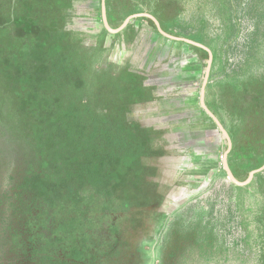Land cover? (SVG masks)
<instances>
[{
    "label": "trees",
    "instance_id": "trees-1",
    "mask_svg": "<svg viewBox=\"0 0 264 264\" xmlns=\"http://www.w3.org/2000/svg\"><path fill=\"white\" fill-rule=\"evenodd\" d=\"M181 2L185 7L175 23L185 35L202 30L204 44L213 51L205 101L232 138L228 164L235 177L243 181L264 164V7L259 6H264V0H258L259 5L254 3L253 9L260 10L255 18L249 10L252 4L246 0ZM106 8L109 23L115 26L112 0H106ZM142 11L125 8L120 11V21ZM19 14L24 20L27 17L25 10ZM244 19L252 24L245 27ZM24 24L20 29L31 38L21 43L28 45L26 51L33 55L25 59V68L20 70L13 62L12 45L16 41H0V123H9L12 134L38 154L36 164L40 170L18 181L20 188H13L14 194H8L7 201L0 195V264H57L59 258L66 259L62 262L65 264L106 262L110 259L107 252L102 256L101 249L105 240L91 235L96 228L94 215L117 210L104 206L98 212L92 211L87 196H83V205L90 209L82 212L84 206L79 207L73 197L80 188L82 194H89L92 188L97 195L110 197L105 182L110 163L115 158L125 162L131 149L139 156L143 153L142 140L134 130L130 136L131 128L124 127L119 118L111 126L105 114L78 105V98L85 93L79 88L78 72L88 74L91 68L80 57L85 46L70 42L69 48L63 49L52 36L58 37L61 32H45L39 27L34 33ZM209 25L214 27L213 32ZM10 27L8 35L14 36L15 29ZM41 40L47 44L42 45L44 48ZM50 46L55 49L51 51ZM190 47L208 55L202 48ZM230 58H237V62L229 63ZM36 68L35 76L28 72ZM46 179L53 182L50 187ZM253 182L261 190L264 172L257 174ZM249 186L229 182L219 202L210 205L209 216L176 222L166 240L165 263L264 264V246L254 239L253 222L249 220L257 208L245 209L243 202ZM27 193H46V198L52 200L47 212L41 213L43 206L32 215V206L25 200ZM13 195L20 197L14 204ZM58 208H65L66 213H50ZM258 208L261 210L260 204ZM260 215L263 217L262 212ZM106 254L107 259H102Z\"/></svg>",
    "mask_w": 264,
    "mask_h": 264
},
{
    "label": "rangeland",
    "instance_id": "rangeland-1",
    "mask_svg": "<svg viewBox=\"0 0 264 264\" xmlns=\"http://www.w3.org/2000/svg\"><path fill=\"white\" fill-rule=\"evenodd\" d=\"M246 2L252 4V9H249L251 17H257L260 10L253 9V6L259 5L258 0L257 3L255 0H246ZM112 4L115 19V26H111L112 28L120 27L128 16L137 14H130L120 21L121 10L140 8L143 11L139 13L153 15L166 33L204 44L205 36L201 33L202 30L185 35L175 23L185 7L181 0H112ZM259 6L262 9L264 7L262 4ZM21 10L26 11L25 20L20 18ZM23 23L27 31L34 33H37L34 29L39 27L45 32H47L45 29L54 33L61 32L62 35L58 37L52 36L63 49L69 48L70 42L75 44L74 40L85 46L86 51L80 53V57L91 68L88 74L78 72L79 88L85 92L78 98V105L89 107L95 114H105L107 124L111 126L119 118L124 127L131 128L130 136L134 130V135L142 140L143 153L139 156L131 149L128 150L130 156L125 162L115 158L110 163L105 181L110 190V197L97 195L88 186L89 194H82L83 189L80 188L73 197L79 207L84 206L82 212L90 208L98 212L104 206L117 210V212L94 215L96 228L91 235L102 236L100 240L102 238L105 240L102 247L104 250H101L102 256L107 252L110 259L97 264H166V240L174 224L182 219L189 218L192 221L198 217L209 216L210 205L219 202L222 190L231 182L223 166V156L228 143L200 106V89L209 56L185 42L162 36L155 22L145 16L132 19L117 34L110 33L103 24L101 0H13L11 2L0 0V41L8 38H12L10 41H16L12 45L15 50L13 62L18 64L20 70L26 67L23 66L25 59L32 55V52L26 51L29 49L28 45L21 43L25 38H31V35H23L28 34L20 29L24 27ZM250 23L252 24L249 19L243 20L245 27H249ZM9 24L12 26L10 27ZM212 25L207 26L210 32H213ZM9 27L15 29L14 36L8 35ZM74 35L77 37L74 38ZM141 35L147 38L144 45V51L148 53L147 57L142 56L140 61L130 60V53L120 52L117 44L121 43L122 46H127L126 49H131L132 42ZM41 41L42 48H44L42 45L47 46L46 42ZM50 47H52L51 51L55 49V46ZM90 54H92L90 57H86ZM153 57L156 63H152ZM168 57L171 59L168 60ZM181 59L183 62H180ZM157 60L165 64L157 66L155 65L158 64ZM129 62L142 66L145 73H148L144 78L151 80L142 81L143 77H131L124 72L122 68ZM235 62L237 58H230L229 63ZM33 69L28 72L35 76L34 73L39 68L34 71ZM196 72H198L197 90L193 103L187 100L183 102L172 100L175 92L178 91L179 95L188 92ZM150 84L155 95L164 98L161 104L158 103L165 108L164 112L148 113L145 109L137 108L144 102L143 86L146 88V85ZM176 103L179 112L176 110ZM148 118H153L155 125L162 129L158 135H154L152 129L140 124ZM2 122L0 123V183L2 182L3 187L0 188L2 189L0 195L3 196V201H7L10 198L8 194H14L13 188H20L18 181L24 176H33L40 167L36 164L38 154L33 153L30 146L19 141L18 137L12 134L13 127L9 126V123ZM11 178L14 180L11 181ZM46 181L49 182L47 179ZM252 182L243 197V202L245 209L257 208L249 216V220L253 222L254 239L264 246V186L260 190V187ZM52 183L49 182V187ZM18 193H21V190H18ZM83 196H87L86 200L90 208L83 205L86 203L85 197L82 199ZM19 198V196H11L12 203H17ZM25 198L32 206L30 208L32 215L37 214L36 209L43 206L44 210L41 209V213H46V209L52 203L51 198H46V193L43 195L27 193ZM48 200L50 201L46 205ZM259 200L261 210L258 208ZM261 212L263 217L260 215ZM50 213L62 216L66 213V209H52ZM260 219L263 222H260ZM93 252H96L97 256L101 255L94 249ZM63 260L66 259L59 258L57 264H65L62 263L65 262Z\"/></svg>",
    "mask_w": 264,
    "mask_h": 264
},
{
    "label": "water",
    "instance_id": "water-1",
    "mask_svg": "<svg viewBox=\"0 0 264 264\" xmlns=\"http://www.w3.org/2000/svg\"><path fill=\"white\" fill-rule=\"evenodd\" d=\"M101 14H102V20H103V24L105 26V28L113 34H117L119 32H121L127 25L128 23L134 19V18H138L141 16H145L150 18L151 20H153L157 26V29L159 31V33L166 37L169 38L171 40H175V41H179V42H185L186 44L192 45V46H196L198 48H202L205 51L208 52V56H209V60L207 63V67H206V71H205V75H204V79H203V83H202V88H201V93H200V106L201 108L206 112V114L213 120V122L215 123V125L217 126V128L219 129V131L223 134V136L225 137L227 143H228V148L223 156V166H224V170L227 174V176L229 177L230 181L232 183H234L237 186H247L249 185L252 180L254 179V177L256 176V174L261 173L264 171V164L262 166H260L259 168H256L254 170H252L249 174V177L247 178V180L245 181H240L238 180L235 175L233 174L232 170L230 169V166L228 164V154L232 149L233 146V141L232 138L229 134V132L227 131V129L225 128V126L222 124V122L219 120V118L208 108V106L206 105V101H205V95H206V87L209 81V77H210V73H211V69H212V64H213V52L212 50L200 43L197 42L195 40H192L190 38H184V37H175L172 36L168 33H166L162 27L160 22L151 14L149 13H137V14H133L128 16L125 21L123 22V24L118 27V28H112L109 24L108 21V16H107V8H106V0H101Z\"/></svg>",
    "mask_w": 264,
    "mask_h": 264
},
{
    "label": "crops",
    "instance_id": "crops-1",
    "mask_svg": "<svg viewBox=\"0 0 264 264\" xmlns=\"http://www.w3.org/2000/svg\"><path fill=\"white\" fill-rule=\"evenodd\" d=\"M9 2L13 1V0H8ZM15 1V0H14ZM79 15V14H78ZM109 21V19H108ZM110 24V23H109ZM111 26V25H110ZM107 30V29H106ZM113 34V33H112ZM80 35V34H78ZM77 37L76 35H74V38ZM80 37V36H78ZM146 37L144 38V36H139L136 40H134L131 44V49L130 48H127L126 49V45L125 47L121 45V43H118V49H120V52H123V53H130L129 55V59L133 61H137L139 60L140 61V58L142 56L144 57H147V52L144 51V45L146 44L145 41H146ZM158 39V38H157ZM73 41V40H72ZM74 42L76 44L77 41L74 40ZM121 45V46H120ZM196 47V46H195ZM133 49V50H132ZM132 52H129L131 51ZM127 51V52H126ZM136 55H137V58H136ZM183 56H186V54H183ZM181 55V56H182ZM171 59L168 57V60ZM158 61V64H155L157 66H160V65H163L165 64L162 63V61ZM166 61V60H165ZM172 61V60H171ZM180 62H183L182 59ZM134 63V62H133ZM152 63H156V60L155 58L153 57L152 58ZM153 65V66H155ZM198 69V68H197ZM196 69V70H197ZM122 70L124 72H127L128 75H130L131 77H143L142 78V81H148V80H151L149 78H144L146 76H148V73H145L146 71L143 70L142 66H137L135 63L134 65L131 64V62L127 63L124 68H122ZM183 70V69H182ZM184 71V70H183ZM198 72H196L194 75H193V79L191 80L190 82V89L188 90V92L184 95V94H181L179 95L178 91L175 92L174 96H173V99L174 101H178V102H183L184 100H187V101H191V103H193V101L195 100V94H196V90H197V77H198ZM195 77V78H194ZM203 83V82H202ZM144 90H143V101L141 104H139L137 106V108H141V109H145L148 113H153L154 111H162L164 112V109L163 107H161L159 104H161L162 101H164V98L162 99L159 95H155L156 93L154 92V89L152 87V84H150L149 86L146 85V88L143 86ZM201 88H202V85H201ZM200 93H201V89H200ZM158 101V102H157ZM143 107V108H142ZM179 108V107H178ZM176 110L179 112V109H177V103H176ZM176 111V112H177ZM168 112V111H167ZM176 115V114H175ZM142 124L143 126L147 127V128H150L154 131V135H158L160 131H162V129L158 128L155 124V121L154 119H150L148 118L147 121L143 122V123H140Z\"/></svg>",
    "mask_w": 264,
    "mask_h": 264
},
{
    "label": "flooded vegetation",
    "instance_id": "flooded-vegetation-1",
    "mask_svg": "<svg viewBox=\"0 0 264 264\" xmlns=\"http://www.w3.org/2000/svg\"><path fill=\"white\" fill-rule=\"evenodd\" d=\"M101 249H102V248H101ZM105 253H106V252H105ZM105 257L107 258V254H106V256H105ZM105 257H104V258H105Z\"/></svg>",
    "mask_w": 264,
    "mask_h": 264
}]
</instances>
